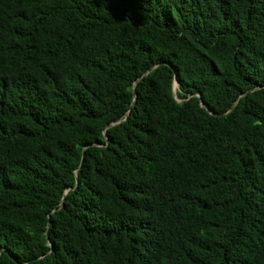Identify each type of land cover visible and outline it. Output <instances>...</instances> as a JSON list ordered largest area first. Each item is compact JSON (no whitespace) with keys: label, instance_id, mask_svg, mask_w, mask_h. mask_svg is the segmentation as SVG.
I'll return each mask as SVG.
<instances>
[{"label":"trees","instance_id":"16d2710c","mask_svg":"<svg viewBox=\"0 0 264 264\" xmlns=\"http://www.w3.org/2000/svg\"><path fill=\"white\" fill-rule=\"evenodd\" d=\"M0 264H264V0H0Z\"/></svg>","mask_w":264,"mask_h":264},{"label":"water","instance_id":"95a60500","mask_svg":"<svg viewBox=\"0 0 264 264\" xmlns=\"http://www.w3.org/2000/svg\"><path fill=\"white\" fill-rule=\"evenodd\" d=\"M174 86H177V82L175 81V85Z\"/></svg>","mask_w":264,"mask_h":264}]
</instances>
